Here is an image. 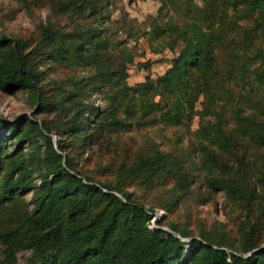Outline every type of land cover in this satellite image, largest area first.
<instances>
[{
  "label": "trees",
  "instance_id": "1",
  "mask_svg": "<svg viewBox=\"0 0 264 264\" xmlns=\"http://www.w3.org/2000/svg\"><path fill=\"white\" fill-rule=\"evenodd\" d=\"M83 1L68 0L57 9L86 13L95 24L120 22L127 40L143 35L153 52L159 49L152 44L159 42L160 51L167 49L173 57L162 74L147 75L144 81L129 85L126 64L133 57L126 54L122 63L101 72L108 99L101 117L93 119L96 108L90 104L83 118L58 133L81 134L85 140L96 130L190 124L202 97L200 117L215 119L203 120L196 130L198 139L215 147L206 151L201 162L212 175L207 185L241 201L248 217L253 203H264V171L252 175L255 159L242 142L264 148V119L244 110L251 91L264 92V0H155L158 11L141 32V24L126 12L112 19L113 0ZM102 34L104 30L94 28L78 46L89 62L102 53V42L96 43ZM56 38L61 39L62 33L49 23L41 39L49 44ZM68 46L60 41L50 54L62 57ZM217 46L226 55L224 68L216 63ZM0 51L4 55L0 88L11 93L27 90L38 108L52 105L40 94L41 73L27 64L20 40L1 35ZM144 67L149 68L147 63ZM244 84L248 91L241 95ZM225 112L232 114L233 130L225 125ZM44 130L25 114L10 121L0 117V212L11 203H21L24 191L30 190L37 218L36 226L24 233L18 227L0 231L4 245L0 264H264V243H259L250 222L239 249L204 234L194 237L174 224L167 226L170 231L164 230L158 218L156 226H149L153 208L132 199L124 186L140 174L148 177L169 171L167 153L120 168L114 184L101 183L83 175L72 158L63 155L64 146L58 144L55 149ZM39 138L46 142L43 151ZM27 144L29 154L24 151ZM177 169L174 189L178 196L189 182L182 169ZM182 237L190 240L182 241ZM19 250L27 252L23 263L16 256Z\"/></svg>",
  "mask_w": 264,
  "mask_h": 264
},
{
  "label": "rangeland",
  "instance_id": "2",
  "mask_svg": "<svg viewBox=\"0 0 264 264\" xmlns=\"http://www.w3.org/2000/svg\"><path fill=\"white\" fill-rule=\"evenodd\" d=\"M65 1L68 0H0V36L6 35L20 40L27 64L41 73L38 85L42 98L52 103L45 106V109L38 108L27 90L18 89L11 93L0 88V117L7 121L21 114L32 118L45 129L44 132L50 136L55 149L58 144L64 146L63 155L70 156L73 165L83 175L101 183L108 181L114 184L120 168L156 153H167L170 160L169 171L148 177L140 174L124 186L131 193L132 199L142 203L145 208H153L154 217L150 221V227L156 226L154 221L158 218L162 225L160 227L164 230L170 231L167 226L174 224L194 237L204 234L212 239L223 240L229 248L239 249L243 233L250 222L259 243L263 244L264 203H253L247 217L241 201L233 200L224 191L214 190L207 185V178L212 175L208 174L201 162L206 151L214 150L215 147L198 139L196 130L203 120L215 119L211 116L200 117L204 98L201 97L197 102V113L190 124H143L130 131L96 130L85 140L81 134L58 133L77 119L83 118L90 104L96 108L93 119L98 120L101 117L108 103L106 84L102 80L101 72L122 63L126 54L133 57V61L126 64V81L129 85L144 81L147 75L162 74L170 66L173 57V53L167 49L160 51L159 42L152 44L159 49L153 52L143 35L127 40L126 34L121 31L123 25L120 22L95 24L86 18V13L80 14L78 10L58 11L59 4ZM72 1L77 4L81 0ZM112 6L109 9L112 10V19H117L126 12L130 18L141 24L138 28L141 32L147 28L151 17L158 11L159 4L153 0H113ZM49 23L62 33V38H56L47 44L42 41L41 32ZM94 28L104 30V34L99 37L100 41L96 42H102V53L99 56L96 54L94 60L89 62L78 46L82 44L85 34ZM60 41L69 45L67 53L54 58L50 50ZM3 57L0 51V59ZM225 60L226 55L217 46L216 63L219 68L226 66ZM146 63L148 69L144 67ZM259 90L262 91L260 88ZM247 91L246 86L241 90V95H245ZM250 94L244 110L246 113L256 112L264 119V92L251 91ZM223 120L233 130L235 122L231 112H225ZM38 142L41 151L45 150L46 142L42 138ZM242 142L246 144L253 160L255 159L252 175L259 176L258 171H264V148L249 141ZM239 149H242L241 146ZM24 151L29 154L28 144ZM43 156L45 155L42 154ZM177 166L187 175L189 182L186 191L178 196L179 192L174 189ZM33 176L36 183L40 184L36 173ZM49 178H53L51 174ZM32 195L30 190L24 191L21 203H11L0 212V231L18 227L19 232L24 233L26 228L36 226L34 219L37 218L32 213ZM38 226L40 228L39 222ZM180 239L190 240L189 237ZM3 249L4 245L0 244V260ZM26 254V251H17L19 263L25 261Z\"/></svg>",
  "mask_w": 264,
  "mask_h": 264
},
{
  "label": "crops",
  "instance_id": "3",
  "mask_svg": "<svg viewBox=\"0 0 264 264\" xmlns=\"http://www.w3.org/2000/svg\"><path fill=\"white\" fill-rule=\"evenodd\" d=\"M153 2H156L155 0H153Z\"/></svg>",
  "mask_w": 264,
  "mask_h": 264
},
{
  "label": "water",
  "instance_id": "4",
  "mask_svg": "<svg viewBox=\"0 0 264 264\" xmlns=\"http://www.w3.org/2000/svg\"><path fill=\"white\" fill-rule=\"evenodd\" d=\"M251 252H249L248 254H250Z\"/></svg>",
  "mask_w": 264,
  "mask_h": 264
},
{
  "label": "built area",
  "instance_id": "5",
  "mask_svg": "<svg viewBox=\"0 0 264 264\" xmlns=\"http://www.w3.org/2000/svg\"><path fill=\"white\" fill-rule=\"evenodd\" d=\"M196 1H198V0H196Z\"/></svg>",
  "mask_w": 264,
  "mask_h": 264
}]
</instances>
